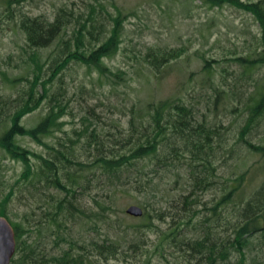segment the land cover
I'll return each instance as SVG.
<instances>
[{
	"label": "trees",
	"instance_id": "1",
	"mask_svg": "<svg viewBox=\"0 0 264 264\" xmlns=\"http://www.w3.org/2000/svg\"><path fill=\"white\" fill-rule=\"evenodd\" d=\"M1 1L23 43L27 56L22 63L30 73L9 80L14 88L26 82L16 87V93H0V153L4 160L22 165L18 179L0 192V217L12 223L16 235L11 264H109L137 259L145 264L154 259L159 264H246L247 251L264 243V180L247 199L249 170L241 171L237 165L220 174L217 160L237 157L238 145L249 154H264V145L251 139L264 120V0H201L210 7L228 5L250 14L259 29L256 44L244 55L205 60L203 67L211 74V63L232 60L254 82L255 90L244 103L247 116L231 145L228 128L212 125L182 99L142 108L133 102L124 114V125L120 118L103 117L97 104L89 103L96 100L92 94L97 88L113 94L116 84L127 79V72L115 71L105 61L119 52L128 15L118 11L111 16L97 2L79 11L60 7L50 17L15 9V3L28 0ZM143 53L137 64L161 74L185 50L147 46ZM76 68L85 71L73 92L78 110L70 105L67 80ZM222 93L217 91L216 104ZM44 105L46 115L27 127L24 119ZM79 115L81 126L66 132L63 119L73 121ZM43 137L54 142H42ZM26 138L41 143L44 151L24 146ZM162 184L180 192L170 199ZM211 191L214 197L208 200ZM131 192L166 206L143 205L144 215L132 226L114 221L118 196ZM20 205L28 207L23 214L14 212ZM78 220L82 232L92 230L102 237L77 235L67 223ZM123 226L132 228V233L123 231ZM51 241L56 253L50 250Z\"/></svg>",
	"mask_w": 264,
	"mask_h": 264
},
{
	"label": "rangeland",
	"instance_id": "2",
	"mask_svg": "<svg viewBox=\"0 0 264 264\" xmlns=\"http://www.w3.org/2000/svg\"><path fill=\"white\" fill-rule=\"evenodd\" d=\"M97 2L103 3L106 12L111 16H116L118 11L128 15L124 23L123 41L119 52L105 61L111 69L127 72V79L116 84V91L113 94H110L106 88H97L93 94L91 93L92 96L96 95V100L89 103L97 104V111L103 117L114 120L120 118L124 125L127 121L124 114L133 102H136L138 108H142L147 103L160 100L182 99L187 104L193 105L199 115L205 114L212 125L222 124L228 128L226 135L231 145L247 116L246 113L243 114L244 103L248 102L250 94L255 90L254 82L245 78L243 70L232 60L221 64L211 63L213 69L211 74L204 72L203 67L205 60L237 58L244 55L251 44H256L254 37L259 34V29L254 18L235 7L228 5L210 7L201 0H28L22 5L15 3L14 7L33 15L46 14L52 17L60 7L68 6L79 11L86 9L87 4L95 5ZM6 7L7 5L0 0V93L3 95L16 93L17 86L26 85V82L20 81L14 88L9 80L21 79L30 74L26 72L22 63V58L27 56L22 49L23 43L17 35L16 26L9 23ZM103 16L108 21V15L103 13ZM147 46L184 48L185 53L180 60L166 66L161 74H155L143 64L136 62V58L144 54ZM84 72V69L76 68L70 72L71 77L67 76L71 86L68 98L75 110H78V105L73 92L78 91ZM94 76L96 77V74ZM217 91L225 93L221 94L216 104ZM46 110L44 105L36 113L27 116L23 123L27 127L35 126L46 115ZM79 118L80 115L74 117L72 121V117H65L63 119L66 122L65 131L70 133L74 127H80ZM105 128H108V125ZM251 139L257 144L264 145V120L254 131ZM44 140L54 142L52 138L43 137L42 142ZM23 144L32 151L38 153L44 151L42 144L34 139L26 138ZM237 150L239 153L237 157L227 162L218 159L217 164L220 174L230 173L237 165L241 171L249 170L244 188L248 199L264 180V154H249L241 145L237 146ZM21 170V163L4 160L0 153V192L18 179ZM162 189L170 193V199L180 192L178 189H172L169 184H162ZM216 193L219 191L216 190ZM213 197L211 191L206 199L211 200ZM156 202L135 192L119 195L112 219L114 221L121 219L126 225L132 226L140 220L128 216L126 209L131 205L166 206V202L164 204ZM18 207L19 209L15 207L14 212L19 214H23L28 208L25 205ZM13 220L17 221L14 217ZM67 224L83 238L91 237L97 240L101 236L92 230L82 232L85 229L82 228L80 220L74 224ZM122 230L128 234L132 233V228L128 226H123ZM49 247L55 253L58 251L53 241L49 243ZM109 264H145V262L137 259L132 263ZM152 264L159 263L154 259ZM246 264H264V243L247 251Z\"/></svg>",
	"mask_w": 264,
	"mask_h": 264
},
{
	"label": "water",
	"instance_id": "3",
	"mask_svg": "<svg viewBox=\"0 0 264 264\" xmlns=\"http://www.w3.org/2000/svg\"><path fill=\"white\" fill-rule=\"evenodd\" d=\"M126 214L134 218L144 215L143 208L131 205ZM16 235L12 223L5 217H0V264H11L16 253Z\"/></svg>",
	"mask_w": 264,
	"mask_h": 264
}]
</instances>
